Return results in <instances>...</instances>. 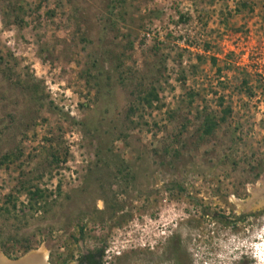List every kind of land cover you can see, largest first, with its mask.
<instances>
[{
  "label": "rangeland",
  "instance_id": "rangeland-1",
  "mask_svg": "<svg viewBox=\"0 0 264 264\" xmlns=\"http://www.w3.org/2000/svg\"><path fill=\"white\" fill-rule=\"evenodd\" d=\"M109 1L0 0V206L24 180L49 194L0 212V257L264 264V0ZM139 82L159 100L131 113Z\"/></svg>",
  "mask_w": 264,
  "mask_h": 264
},
{
  "label": "trees",
  "instance_id": "trees-1",
  "mask_svg": "<svg viewBox=\"0 0 264 264\" xmlns=\"http://www.w3.org/2000/svg\"><path fill=\"white\" fill-rule=\"evenodd\" d=\"M118 3L119 6H123L125 0H110L109 1V8L113 12L114 9H116L115 3ZM244 6H247L246 3L243 4ZM242 84L244 86H248L247 92L251 95L252 90L251 87L248 84L247 78H244L242 80ZM36 88V86H35ZM137 94L135 95V98L137 101H134L128 110L131 113H134L140 106L147 105L149 107H152V104L154 101L159 100V92L157 87L154 84H149V86L143 85L141 82L137 84ZM35 97H36V89L34 90ZM231 109L230 107L224 108L223 115L220 117V121H224L228 114H230ZM200 117H202V132L203 135H209L214 131V128L217 126L218 118L216 114L212 111L207 110V108L203 107L202 110L199 112ZM10 154H4L0 158V165L5 164L8 162ZM264 171V169H263ZM25 193L28 195V201L25 204H21L20 210L16 213L17 208V198L18 194ZM48 195L45 190L41 189L39 186L31 184L30 180H24L19 183V187L16 188L15 192H9L5 196V205L9 206H0V212H5L7 215L12 214L13 218L19 219V213L21 212L24 215L29 210H39L40 208H43L46 204V200L48 198ZM15 210V211H14ZM15 212V213H13ZM82 237V235H80ZM21 251L26 252L29 249L33 247V244L29 241L28 238L23 239V244L21 243ZM0 247L2 248V251L4 254H6L10 258H16L15 254H12V247L7 246L5 242V237L0 234Z\"/></svg>",
  "mask_w": 264,
  "mask_h": 264
},
{
  "label": "flooded vegetation",
  "instance_id": "flooded-vegetation-1",
  "mask_svg": "<svg viewBox=\"0 0 264 264\" xmlns=\"http://www.w3.org/2000/svg\"><path fill=\"white\" fill-rule=\"evenodd\" d=\"M263 208L264 204L261 206L260 210H262ZM245 211V214L241 215L238 220L248 219V217H254L259 215V211L253 210L252 205L248 202L246 204ZM104 252L105 249L102 246L99 248H91L79 244L77 245L76 251L70 247L64 250V252H57L54 255H51V251H49L48 254L45 255V258H43L44 260L42 259L39 264H112L110 261L106 260L108 256L105 255ZM120 257L121 254L115 256V259H120ZM7 262L10 263V261ZM158 262L159 259L155 260L153 264H157Z\"/></svg>",
  "mask_w": 264,
  "mask_h": 264
},
{
  "label": "bare ground",
  "instance_id": "bare-ground-1",
  "mask_svg": "<svg viewBox=\"0 0 264 264\" xmlns=\"http://www.w3.org/2000/svg\"><path fill=\"white\" fill-rule=\"evenodd\" d=\"M261 181L263 182V185H264V176L261 178ZM45 255L46 253L44 250L33 251L30 253L29 256L24 257L19 263H9L4 258L0 257V264H39V262L43 258H45ZM261 256L259 254H255L256 260L258 261L261 258Z\"/></svg>",
  "mask_w": 264,
  "mask_h": 264
},
{
  "label": "water",
  "instance_id": "water-1",
  "mask_svg": "<svg viewBox=\"0 0 264 264\" xmlns=\"http://www.w3.org/2000/svg\"><path fill=\"white\" fill-rule=\"evenodd\" d=\"M262 191L264 190V186L262 187V188H260ZM28 255V254H27ZM26 255V256H27ZM24 257H22V258H20V259H17V260H14V261H12V260H9V259H7L6 258V260L7 261H10V263H19V262H21V260L23 259Z\"/></svg>",
  "mask_w": 264,
  "mask_h": 264
}]
</instances>
